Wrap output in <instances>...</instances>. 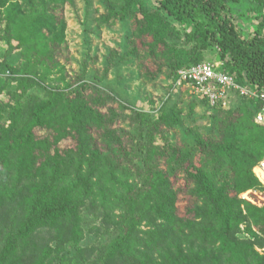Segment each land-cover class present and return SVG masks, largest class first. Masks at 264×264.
Segmentation results:
<instances>
[{
    "label": "trees",
    "instance_id": "16d2710c",
    "mask_svg": "<svg viewBox=\"0 0 264 264\" xmlns=\"http://www.w3.org/2000/svg\"><path fill=\"white\" fill-rule=\"evenodd\" d=\"M11 1L0 0V6ZM26 2L29 7L38 5L35 0ZM40 4L46 6L40 16L31 8L28 15L22 14V24L30 23L28 31L37 34L38 25H49L53 32L58 26L62 40L63 9L74 6V0ZM103 9L101 25L129 22L134 28L131 39L147 41L148 54L159 62L155 68L169 72L172 90L184 88L193 97L190 105L212 112L210 133L193 142L175 114L177 130L186 140L179 144L171 134L159 147L154 141L160 120L171 118L169 107L163 104L157 116L136 110L130 114V129L122 131L130 136L136 132L133 139L142 151L138 167L121 174L117 168L109 176L102 166L103 154L97 147L94 153L90 150L92 132L102 130L100 135L108 137L106 130L126 120L127 111L106 116L71 85L67 90L53 86L44 101L28 105L29 120L19 124L18 116L12 117L13 126L0 139L4 171L9 176L16 169V183L0 198V264H47L52 245L59 250L62 244L84 239L83 230L75 232L66 224L84 212L89 222H100L90 232L98 246L84 255L87 260L97 255L92 264H264V253L239 233L243 224L261 226L264 232V208L241 198L249 191H264L254 173L264 161V124L255 121L257 113L264 112V100L237 98L239 110L224 112L221 104L211 107L207 99L193 95L187 83L177 85L181 70L209 64L239 85L264 94V0H103ZM248 18L256 22L249 34L238 23ZM127 40L131 49L125 57L131 59L136 47ZM210 54L218 62L207 61ZM40 64L35 60L26 68L42 78ZM6 71L11 76L0 84L10 81L27 95L32 85L28 70L0 65V72ZM145 75L147 81L155 77L148 69ZM38 128L53 132V143L38 139ZM68 136L81 148L78 164L69 162V155L58 147L57 140ZM51 145L57 146L50 149ZM179 180L184 185L177 188ZM182 194L190 200L188 213L194 212L195 221L178 216Z\"/></svg>",
    "mask_w": 264,
    "mask_h": 264
},
{
    "label": "rangeland",
    "instance_id": "374dc122",
    "mask_svg": "<svg viewBox=\"0 0 264 264\" xmlns=\"http://www.w3.org/2000/svg\"><path fill=\"white\" fill-rule=\"evenodd\" d=\"M40 1L35 0V3L38 4V7L35 6L37 8L34 5L29 7L26 0H12L0 6V65L11 66V68L19 65L24 73L28 70V78L32 81L31 88L26 89L28 90L27 95L20 92L21 89L9 80V82L0 84V139L8 128L13 126L12 117L17 115L19 124L26 123L29 120L25 116L28 113L29 104L34 106L39 101H44L53 86H58L60 90H67L68 84L73 87V90L79 91L85 100H92V108L99 109L106 116L119 117L123 111H127L123 115V117L127 116L125 118L127 121L119 120L114 123L112 129L109 127L108 132L106 130V133L109 134H107L108 137L101 136L103 135L101 134L102 130L92 132L90 150L94 153V149L97 150V147L98 152L103 154L102 166L109 176L117 168L118 173L121 174V170L129 172L138 167L139 155L141 158L142 151L140 142L133 139L136 132L130 133V136L127 132L122 131V128L130 129L128 127L131 124L130 114L136 113V110L157 116L163 104L169 107L171 118L166 121L160 120V133L155 137L154 143L159 147L164 146L165 139L171 137V134L174 142L182 144L186 140L185 133L182 130H177L180 125L176 119L177 115L181 119V127L190 130L193 142L196 141V138L204 140L209 135L212 112L198 107L197 104L195 107L190 105L193 102V97L184 88L172 90L173 80L169 72L166 69L159 72L158 66L155 68L154 64L159 62H156L158 60L148 54L145 47L147 41L131 39L134 30L131 24L117 22L116 25H101L99 21L101 16L105 15L103 0H74V6L67 4L63 9L62 20L66 21V25L65 37L62 40L58 26L57 31L53 32L49 25L44 28H40L38 25L40 32L37 34L28 31L30 23L22 24L25 21L22 14L28 15L31 8L36 10L40 16L46 7L40 4ZM45 1L47 2V0ZM13 6L17 7V11ZM238 23L248 34L249 30L252 32V28L256 24L249 18L243 21L238 20ZM44 37H48V39L44 40ZM127 39L134 42L136 47L135 55L131 59L125 57L131 49L128 48ZM45 45H48L47 49L44 47ZM38 54L41 56L39 59L36 57ZM213 56L215 55H208L206 60L218 62L216 56L215 58ZM35 60H39L41 63L38 66V72L43 80L40 76L35 75L34 70L26 68L27 64L29 66ZM142 65L144 66L141 68ZM146 69L153 74L152 76H155L149 81L145 78ZM84 83L89 85L87 88L79 90ZM240 106L237 98H233L224 112L235 113ZM175 114H177L176 117ZM221 115V113L218 115L215 113L214 116ZM131 128L133 132L135 126ZM35 132L38 139L45 138L53 143V132L42 128L36 129ZM57 141L60 150L69 155V162L78 164L81 160V148L76 147L75 138L68 136ZM56 146L49 147L54 149ZM254 170L264 181V176L258 168ZM15 173L16 169L7 176L0 163V198L6 187L16 183ZM183 185L181 180L176 183L177 188L183 187ZM241 198H247L248 202L259 209L264 208V191L262 190L249 191ZM189 202L186 194L179 196L178 216L192 221L194 212L188 213ZM90 220L89 213L84 212L80 219L69 220L66 223L68 228L75 232L83 230L85 237L79 243L62 244V248L59 250L58 247L52 245L47 264H92L95 261L94 257L97 255H94L91 260L84 257V255H88L86 254L87 249L91 246H98V240L90 232H93V228L99 227L100 222H89ZM144 226L145 224H143ZM239 230L242 238H250L259 253H264V249L260 248V243L264 242V232L261 226L243 224L239 226Z\"/></svg>",
    "mask_w": 264,
    "mask_h": 264
},
{
    "label": "built area",
    "instance_id": "2783aa9c",
    "mask_svg": "<svg viewBox=\"0 0 264 264\" xmlns=\"http://www.w3.org/2000/svg\"><path fill=\"white\" fill-rule=\"evenodd\" d=\"M10 76L11 74L9 71L0 72V81L6 80L10 78ZM178 77V86L187 83L186 86L191 88V93L196 95L199 99H207L211 107L221 104L222 108L225 109L227 105L232 102L233 98L264 100V94L259 95L249 87L239 85L232 76L226 73L216 72L214 67L209 64L193 67L190 70H181L178 73ZM255 121L258 124H264L263 111L257 113ZM256 168H258L259 172L264 176V161ZM254 173L259 182L264 185V181L261 180L255 170Z\"/></svg>",
    "mask_w": 264,
    "mask_h": 264
}]
</instances>
